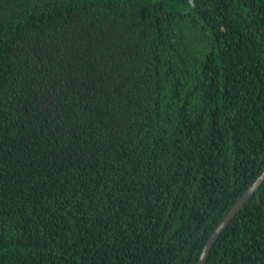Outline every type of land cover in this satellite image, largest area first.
Here are the masks:
<instances>
[{
  "label": "trees",
  "instance_id": "16d2710c",
  "mask_svg": "<svg viewBox=\"0 0 264 264\" xmlns=\"http://www.w3.org/2000/svg\"><path fill=\"white\" fill-rule=\"evenodd\" d=\"M263 171L264 0H0V264H198Z\"/></svg>",
  "mask_w": 264,
  "mask_h": 264
},
{
  "label": "water",
  "instance_id": "95a60500",
  "mask_svg": "<svg viewBox=\"0 0 264 264\" xmlns=\"http://www.w3.org/2000/svg\"><path fill=\"white\" fill-rule=\"evenodd\" d=\"M262 183H264V171L256 178L252 185L238 198V200L234 203L230 211L226 214V216L222 219L219 225L211 233L205 246L203 247L198 264H205L208 254L211 248L213 247L214 243L217 241L219 235L236 217V214L240 212V210L244 207L250 197H252L254 194H256V197H258L259 187L262 185Z\"/></svg>",
  "mask_w": 264,
  "mask_h": 264
}]
</instances>
